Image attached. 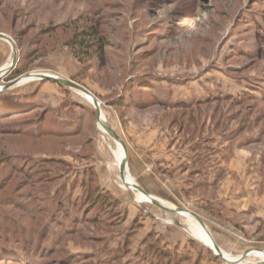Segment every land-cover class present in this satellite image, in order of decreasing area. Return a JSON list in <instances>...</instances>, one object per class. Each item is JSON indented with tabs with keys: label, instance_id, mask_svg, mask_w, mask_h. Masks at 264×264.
Here are the masks:
<instances>
[{
	"label": "rangeland",
	"instance_id": "1",
	"mask_svg": "<svg viewBox=\"0 0 264 264\" xmlns=\"http://www.w3.org/2000/svg\"><path fill=\"white\" fill-rule=\"evenodd\" d=\"M93 26L103 60L82 62L71 45ZM0 34V95L38 107L0 120V213L32 236L27 260L226 264L213 239L264 264V0H0ZM140 79L171 105L132 104ZM106 127L134 186L206 230L128 186ZM9 249L0 264H20Z\"/></svg>",
	"mask_w": 264,
	"mask_h": 264
},
{
	"label": "trees",
	"instance_id": "2",
	"mask_svg": "<svg viewBox=\"0 0 264 264\" xmlns=\"http://www.w3.org/2000/svg\"><path fill=\"white\" fill-rule=\"evenodd\" d=\"M98 29L93 26L88 28L87 30L84 31L83 36L80 37H76V39L73 41L72 45H71V49L73 50V52L75 53V57L78 58V60L80 61H85V62H89L91 60H93L94 56H92L93 51L96 52L97 55H99V58H102L103 60V56L101 54L104 53V48L105 45H103V42L105 41L104 38L100 35H98ZM84 52L85 55H83L82 53ZM103 52V53H102ZM137 79L135 81H133L132 83L136 82ZM140 84L138 85L136 91H138V93L133 89V85L131 83V85L129 86V88H127V92H129L130 94H133V91H135V94L137 95L135 100H134V95H131V103L132 104H137L139 106L144 105V104H157V103H163L165 105H169L170 103H168L167 101H165L164 97H158L156 94L158 93L156 89H158L157 87H153L150 83H147L145 81H142L141 79L139 80ZM161 90V89H159ZM141 94H145L147 96L146 103L142 102V100L138 97V95L140 96ZM27 97H20V96H5V95H0V120L3 119L5 117V115L8 116H17L20 114H25V113H31L33 110H36L38 107L35 105V99L32 97H29V99H26ZM226 98L232 99V97L227 96ZM210 100V99H208ZM233 100V99H232ZM188 102L186 103H173L174 105H179V106H183L186 105ZM118 104H124V102H118ZM141 104V105H140ZM171 105V104H170ZM42 123L44 121H41ZM56 128L60 129V131L58 133L61 134H77L79 133V130L77 129H72L69 127L70 131H66L64 127H62L63 125H55ZM29 125H25L24 131L26 132H30L32 133L33 131H30L29 129ZM63 130V131H62ZM5 133L8 131H4ZM12 132H21V131H12ZM3 156L2 158L5 159V161L3 162L4 164L8 162V157L4 154V153H0V157ZM10 159V158H9ZM21 161V160H18ZM19 162L15 163L18 164ZM15 164L11 163L12 166H15ZM86 192H88L89 194L85 197V199L87 201H85V203H89L92 202L93 207H96L97 210L96 212L99 213L100 210V214L101 210L103 208L102 205L98 204V199H100L99 196H97V190H92L91 189H87ZM96 195V197L93 198V200L91 201V195ZM102 206V207H101ZM37 211H41L40 208ZM2 212V211H0ZM95 212V211H94ZM95 212V213H96ZM1 214V213H0ZM43 214V212H42ZM99 214V215H100ZM96 215V214H94ZM91 216L90 218H92L93 220L96 218ZM82 216V214H81ZM11 218L9 215L2 213L0 215V255H4L5 253H3V249L4 247H8L10 248L9 251H11L13 253V255H9L10 258H20V264H36L35 261L34 263H32L31 261L27 260V258L29 257L28 255H31V257L34 256V251H31L32 248V244L34 243L32 236H30V234L26 231L23 235L22 233V229H19L18 227H16L15 223L12 221H9L8 219ZM87 217H82L83 221L84 219H86ZM73 221V220H72ZM4 222V223H3ZM47 227H45L46 229ZM4 233V234H3ZM26 244V246L24 247V249L22 248V245ZM19 255H21V257H19ZM8 257V256H7ZM159 257V256H158ZM26 258V259H25ZM22 260V261H21ZM161 261V262H159ZM13 262V261H11ZM155 264H164L163 259L162 258H158V261ZM167 264V263H165Z\"/></svg>",
	"mask_w": 264,
	"mask_h": 264
},
{
	"label": "water",
	"instance_id": "3",
	"mask_svg": "<svg viewBox=\"0 0 264 264\" xmlns=\"http://www.w3.org/2000/svg\"><path fill=\"white\" fill-rule=\"evenodd\" d=\"M0 38L3 39V38H5V37H4L3 35L0 34ZM4 73H5V72H3L2 70L0 71V78L4 75ZM37 77H39L40 79H49V80L55 81V82H57V83H59V84L69 86V87H71V88H74V89L80 90L83 94H85V95H87V96H90V95L87 93V91H85L83 88H81V87H79V86H77V85H75V84H73V83H71V82H67V81H64V80H61V79H58V78H55V77H49V76H45V75H38ZM7 88H8V87H5V89H7ZM1 91H2V90L0 89V92H1ZM90 97H91V96H90ZM91 98H92V97H91ZM92 105L94 106V108H95V109L97 110V112L99 113L98 108H99L100 105H99L98 102H97L95 99H93V98H92ZM106 130L109 131L110 135L114 138L115 141H117V142L120 143V145L122 146V148H123V150H124V153H125V159H124L123 166H122V168H121V174H122L123 169H124V166L126 165V162H127V159H126L127 154H126L125 146H124L123 142H122V141H121V140H120V139H119V138H118L113 132L110 131V129H108V128L106 127ZM134 188H135V189H138L140 192L144 193V195H146V196L150 199L151 204H153V205L156 206L157 208H159V209H161V210H163V211H166V212L175 213V214L182 215V216H184L185 214H189L190 216L195 217V218L198 220V222L200 223V225L202 226V228H204V229L206 230L205 226H204L203 223L200 221V219L198 218V216H197L196 214H194L193 212L188 211V210L179 209V208L168 209V208L164 207L163 205H161V204L159 203V201H158L155 197H153V196L147 194V193L144 192L142 189L138 188L136 185H135ZM207 233H208L209 236H210V233H209L208 231H207ZM211 239H212V238H211ZM212 242H213V247H214V249H212V251H213L214 254H215L216 256H218V257H219L224 263H226V264H239V263H240V262H234V261H231V262L227 261V260L225 259V257H224L223 252H222V251L218 248V246L214 243L213 239H212ZM259 252H263V253H264V250H261V251H259ZM248 255H249V252H245V253H243V255L240 257V259H244V258H246Z\"/></svg>",
	"mask_w": 264,
	"mask_h": 264
},
{
	"label": "bare ground",
	"instance_id": "4",
	"mask_svg": "<svg viewBox=\"0 0 264 264\" xmlns=\"http://www.w3.org/2000/svg\"><path fill=\"white\" fill-rule=\"evenodd\" d=\"M89 100H90V98L89 97H87ZM119 143V142H118ZM120 144V143H119ZM123 163H124V160L122 161V163H121V168H122V166H123ZM121 168H120V170H121ZM125 166H124V169H123V172H122V174H121V176L123 177V180L128 184V186L130 187V188H132L134 191H136V192H138L139 193V195L141 196V197H143L144 198V200H146L147 202H151L150 201V199H148V198H146L145 196H143V194L138 190V189H135L134 187V184L131 182V180H130V177H129V174H128V172H126L125 173ZM212 246H213V244H212ZM214 248V247H213ZM251 254V253H250ZM249 256V255H248ZM260 258V257H259ZM240 261H241V259H240ZM229 262H231V261H229ZM234 262H239V260H237V261H234Z\"/></svg>",
	"mask_w": 264,
	"mask_h": 264
},
{
	"label": "crops",
	"instance_id": "5",
	"mask_svg": "<svg viewBox=\"0 0 264 264\" xmlns=\"http://www.w3.org/2000/svg\"><path fill=\"white\" fill-rule=\"evenodd\" d=\"M134 184V183H133ZM141 197V196H140ZM143 200H144V198L143 197H141ZM258 220H260V219H258ZM257 242L259 243V244H264V237H259V239L257 240ZM247 251V250H246ZM246 251H244L243 253H245Z\"/></svg>",
	"mask_w": 264,
	"mask_h": 264
},
{
	"label": "built area",
	"instance_id": "6",
	"mask_svg": "<svg viewBox=\"0 0 264 264\" xmlns=\"http://www.w3.org/2000/svg\"><path fill=\"white\" fill-rule=\"evenodd\" d=\"M5 74V73H4Z\"/></svg>",
	"mask_w": 264,
	"mask_h": 264
}]
</instances>
